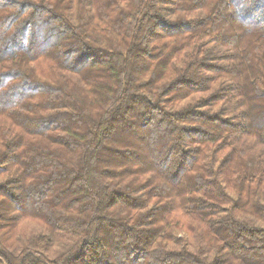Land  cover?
I'll return each mask as SVG.
<instances>
[{
  "label": "trees",
  "instance_id": "trees-1",
  "mask_svg": "<svg viewBox=\"0 0 264 264\" xmlns=\"http://www.w3.org/2000/svg\"><path fill=\"white\" fill-rule=\"evenodd\" d=\"M0 264H264V0H0Z\"/></svg>",
  "mask_w": 264,
  "mask_h": 264
}]
</instances>
